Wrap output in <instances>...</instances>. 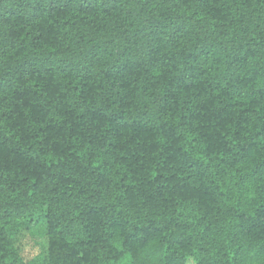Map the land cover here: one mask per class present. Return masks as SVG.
Masks as SVG:
<instances>
[{"label":"trees","instance_id":"obj_1","mask_svg":"<svg viewBox=\"0 0 264 264\" xmlns=\"http://www.w3.org/2000/svg\"><path fill=\"white\" fill-rule=\"evenodd\" d=\"M0 264H264V0H0Z\"/></svg>","mask_w":264,"mask_h":264}]
</instances>
